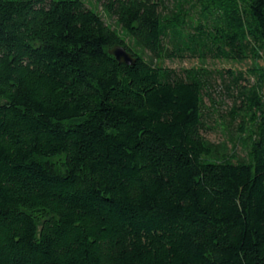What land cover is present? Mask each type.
Listing matches in <instances>:
<instances>
[{
	"label": "trees",
	"instance_id": "trees-1",
	"mask_svg": "<svg viewBox=\"0 0 264 264\" xmlns=\"http://www.w3.org/2000/svg\"><path fill=\"white\" fill-rule=\"evenodd\" d=\"M261 60L264 0H0V264H264Z\"/></svg>",
	"mask_w": 264,
	"mask_h": 264
},
{
	"label": "rangeland",
	"instance_id": "rangeland-1",
	"mask_svg": "<svg viewBox=\"0 0 264 264\" xmlns=\"http://www.w3.org/2000/svg\"><path fill=\"white\" fill-rule=\"evenodd\" d=\"M167 65L171 67H175L177 69H182L186 67H192L193 65H198L201 62L198 58L195 57H187L183 60L176 59V60H166L165 62ZM263 60L259 61L260 65H263ZM206 64L209 68H230L235 67L238 69H247L250 66H253L252 60H246L239 64H234L231 62H219V61H213V60H206ZM227 77V76H226ZM214 83V96L217 101V108L214 106H211L210 117L208 118V126L206 132H204L205 136L215 142H223L229 139V130L227 129V124L223 122V119L221 116L223 114H227L229 110L231 109V106L233 105V97L229 95L225 82L222 80V78L219 75L215 76V79L213 81ZM207 104H210L209 98H206ZM228 150L229 147H228ZM240 154H245L244 150L240 147L238 148Z\"/></svg>",
	"mask_w": 264,
	"mask_h": 264
},
{
	"label": "water",
	"instance_id": "water-1",
	"mask_svg": "<svg viewBox=\"0 0 264 264\" xmlns=\"http://www.w3.org/2000/svg\"><path fill=\"white\" fill-rule=\"evenodd\" d=\"M109 52L113 54L120 62H124L126 64H134L136 58L133 56L131 52L127 50V48L122 44H117L109 49Z\"/></svg>",
	"mask_w": 264,
	"mask_h": 264
}]
</instances>
